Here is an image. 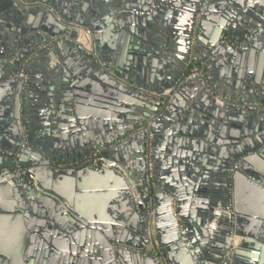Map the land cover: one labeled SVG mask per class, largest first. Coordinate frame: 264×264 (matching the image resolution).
Wrapping results in <instances>:
<instances>
[{
  "label": "water",
  "instance_id": "1",
  "mask_svg": "<svg viewBox=\"0 0 264 264\" xmlns=\"http://www.w3.org/2000/svg\"><path fill=\"white\" fill-rule=\"evenodd\" d=\"M190 64L264 106V0H0V264H223L230 237V264H264V113L200 80L131 88Z\"/></svg>",
  "mask_w": 264,
  "mask_h": 264
},
{
  "label": "built area",
  "instance_id": "2",
  "mask_svg": "<svg viewBox=\"0 0 264 264\" xmlns=\"http://www.w3.org/2000/svg\"><path fill=\"white\" fill-rule=\"evenodd\" d=\"M79 48L84 51L87 55H89L90 57H92V59H94V61L101 67L103 68L104 65L101 63V60L95 50V48L93 47L92 49H88L82 45H79ZM194 80H200L204 86L206 87V89L211 92L214 96L215 99L217 101V103L222 107V108H230V107H239L242 108L244 110L247 111H257V112H263L264 113V106L257 104V103H250V102H239L237 99L235 98H230L225 96L218 88L217 86L214 84L213 80H212V76L211 74L207 71V69L204 67V65H195V64H190L188 66V72L187 74H185L183 76V78L176 83L171 89L169 90H165L162 94L156 92V91H152V90H147V89H143V88H139L135 85L131 86L132 89L136 90L137 92H139L142 95L148 96V97H152V98H161V97H171L173 95V93H175L177 91V89H179V87L185 85L188 82L194 81ZM162 104L164 107H166L167 105V99H164L163 101L161 100ZM169 102V101H168ZM160 115H156L153 117V120H156L157 118H159ZM150 121L149 124L152 122ZM146 131H148V153H147V163H148V169H147V182L148 185L151 188H154V174H153V167L151 164V160H150V142L152 139V134L149 133L148 127H146L145 129ZM102 158V152H96L94 154H92L90 157L83 159L82 161L78 162V163H72V164H55L54 168L56 169H62V170H69V169H77V168H81L83 166H93V167H98L100 165V161ZM229 241L231 243V245L229 246L228 250L226 251V256H225V260L223 262V264H230L233 255H234V251L237 249L238 245H239V240L237 238H233L230 237Z\"/></svg>",
  "mask_w": 264,
  "mask_h": 264
},
{
  "label": "crops",
  "instance_id": "3",
  "mask_svg": "<svg viewBox=\"0 0 264 264\" xmlns=\"http://www.w3.org/2000/svg\"><path fill=\"white\" fill-rule=\"evenodd\" d=\"M171 29V28H170ZM171 33H173L175 35V37L178 35V32L177 30L174 28L171 29ZM175 39H178V38H175ZM111 38L109 37L108 40H106V44L108 43L109 46H111L110 42H111ZM179 41L176 40V42L174 43V49L175 50H178L179 49ZM116 47V49H115ZM112 48H114L116 51L114 52V56H115V53L117 52L118 54V58L121 60L122 58H124L123 56L127 55V49H126V46L123 44V43H120V42H116L114 46H112ZM129 49V48H128ZM112 55V56H113ZM57 59V60H56ZM42 63L45 64V67L49 68L50 70L54 71V72H58V73H61V72H67V66L66 64L64 63V61H62L60 59L59 56H57L56 52L53 51V54H49L47 55L43 60H42ZM96 95V94H95ZM96 97V96H95ZM90 105H85V110L86 111H89V114L91 115L92 114V111L93 109H95V101H91L89 102ZM103 110V109H102ZM106 113L108 111H105ZM89 115V116H90ZM81 131H83V128H81ZM1 137V136H0ZM2 138V137H1ZM74 140L75 142H78V138H80L77 134H74ZM5 149V148H3ZM166 242H169V239H166Z\"/></svg>",
  "mask_w": 264,
  "mask_h": 264
},
{
  "label": "flooded vegetation",
  "instance_id": "4",
  "mask_svg": "<svg viewBox=\"0 0 264 264\" xmlns=\"http://www.w3.org/2000/svg\"><path fill=\"white\" fill-rule=\"evenodd\" d=\"M61 164V163H60Z\"/></svg>",
  "mask_w": 264,
  "mask_h": 264
}]
</instances>
